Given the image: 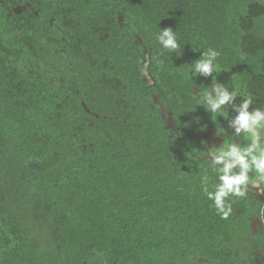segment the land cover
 Returning a JSON list of instances; mask_svg holds the SVG:
<instances>
[{
	"label": "trees",
	"instance_id": "trees-1",
	"mask_svg": "<svg viewBox=\"0 0 264 264\" xmlns=\"http://www.w3.org/2000/svg\"><path fill=\"white\" fill-rule=\"evenodd\" d=\"M209 48L213 80L264 109V0H0V264L250 263L259 186L223 218L202 184L225 147L191 72Z\"/></svg>",
	"mask_w": 264,
	"mask_h": 264
},
{
	"label": "clouds",
	"instance_id": "clouds-1",
	"mask_svg": "<svg viewBox=\"0 0 264 264\" xmlns=\"http://www.w3.org/2000/svg\"><path fill=\"white\" fill-rule=\"evenodd\" d=\"M156 39L163 49L182 55L181 45L171 27L162 28ZM178 49L180 51H177ZM219 56L220 52L213 48L203 51L195 61L191 72L193 75L212 76L211 86H208V90L199 97L197 105L204 106L212 115L218 114L228 119L224 113V106L231 104V109L237 114L229 119V127L234 130V135L244 134L249 139L246 146L232 142L211 154L214 170L218 173L219 179V183L214 185V191L208 190L207 176L202 180L208 199L213 201L222 217L227 218L232 210L227 198L242 197L246 194L250 172L255 171L261 179H264V109L251 108L254 103L251 95L241 93L235 86L230 90L228 84L221 83L217 79L213 80V73L220 67L217 63ZM238 96L242 97V100L236 104ZM220 134L218 128L217 135Z\"/></svg>",
	"mask_w": 264,
	"mask_h": 264
},
{
	"label": "crops",
	"instance_id": "crops-1",
	"mask_svg": "<svg viewBox=\"0 0 264 264\" xmlns=\"http://www.w3.org/2000/svg\"><path fill=\"white\" fill-rule=\"evenodd\" d=\"M233 117L235 116V114H232V113H230ZM224 127H225V129L224 130H220V135L218 136L217 135V126L215 125V124H213L212 126H211V128H210V130L208 131V133L205 135V137H204V141H205V143H206V145H207V147H209L210 148V146H209V143H208V135L209 136H213V132H214V130H215V136L214 137H216L215 138V143L216 144H219L217 141V139L219 138L220 140H221V143H222V145H216V146H212V147H217L218 146V148L219 147H224L223 145H227V144H229V143H232V142H237V143H239L240 145L242 144V143H247V140L245 139V138H247V137H245L244 136V134H240L239 136H236V135H234L233 134V129L231 128V127H229V120L228 121H224ZM213 131V132H212ZM212 132V133H211ZM223 135H224V137H223ZM249 142V141H248ZM253 184H255L256 186H259V188H260V193H261V195H262V197L264 198V179H261L260 177H259V174L258 173H255V171H252V172H250V179H249ZM263 187V188H262ZM258 212H259V210H258ZM262 212V211H261ZM258 215L259 214H257V212L256 213H254V215H253V220H252V223H253V228H254V231H256V233L259 235V234H263L261 231H263L264 230V222L262 221V220H260V217H258ZM255 234V233H254ZM254 236V235H253ZM252 235H251V238L254 240V237H253ZM264 237V235L263 236H261L260 238L259 237H257V240H255L254 242V246H253V248H257V246H258V244L257 243H260L261 245L259 246L260 247V250H258L257 249V254H260L261 253V263H259V264H264V241L263 240H260L261 238H263ZM256 238V237H255ZM253 264V263H252Z\"/></svg>",
	"mask_w": 264,
	"mask_h": 264
},
{
	"label": "rangeland",
	"instance_id": "rangeland-1",
	"mask_svg": "<svg viewBox=\"0 0 264 264\" xmlns=\"http://www.w3.org/2000/svg\"><path fill=\"white\" fill-rule=\"evenodd\" d=\"M225 113V112H224ZM225 116H227L228 117V119H226L225 118V121H228L231 117H233L231 114H229V113H225ZM213 132V131H212ZM211 132V133H212ZM215 136V130H214V132H213V136H209L208 135V143H209V146L210 147H212V146H216V145H222V143H221V140L218 138L217 140V142L219 143V144H216L215 143V138L216 137H214ZM223 137H224V135H223ZM246 140H247V143H245V145L244 146H246L249 142V139L248 138H245ZM237 143V142H236ZM218 147V146H217ZM262 212H263V209H262ZM252 227L254 226V225H251ZM263 234H264V230L263 231H261ZM248 234V235H247ZM246 234V236H245V238H246V240L249 242V244L248 243H246V242H243L241 245H242V249H241V252H238V254H236V255H234V257H236V258H240V259H242V261L244 262V263H249V264H259V263H261V253L260 254H257V249L258 250H260V243H257L258 244V246H257V248H253V245H254V241L255 240H257V239H255V237H254V240L251 238V235H250V232H248ZM263 234H259L257 237H261V236H263ZM261 240H263L264 241V237L263 238H261ZM264 255V254H263Z\"/></svg>",
	"mask_w": 264,
	"mask_h": 264
},
{
	"label": "water",
	"instance_id": "water-1",
	"mask_svg": "<svg viewBox=\"0 0 264 264\" xmlns=\"http://www.w3.org/2000/svg\"><path fill=\"white\" fill-rule=\"evenodd\" d=\"M9 5L12 6V3L9 2ZM79 99H80V102H81V106L83 107V109L90 115V116H95V117H100V118H105L104 116L102 115H99L95 112H92L88 106L86 105L85 101L82 99L81 96H79Z\"/></svg>",
	"mask_w": 264,
	"mask_h": 264
}]
</instances>
